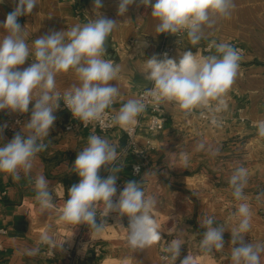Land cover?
Segmentation results:
<instances>
[{
  "label": "crops",
  "instance_id": "1",
  "mask_svg": "<svg viewBox=\"0 0 264 264\" xmlns=\"http://www.w3.org/2000/svg\"><path fill=\"white\" fill-rule=\"evenodd\" d=\"M18 0H4L0 4V23L14 10ZM95 0H39L30 15L21 16L19 23L29 33L27 43L49 33L66 31L75 25H83L102 16L117 21L109 34L104 59H112L121 71L110 83L117 86L119 95L112 104V112L130 99L138 100V92L150 84L146 79V60L156 54L159 34L158 21L151 16V8L133 4L123 15H117L118 0H102L103 7L94 8ZM234 7L228 17L217 16L212 27L204 26L201 40L193 45L185 33L171 58L179 61L185 51L191 50L196 59L221 56L216 48L209 55L201 54L202 43L214 41L238 42L246 50L234 81L222 97L225 105L210 101L209 105L185 112L173 102L162 101L156 114L162 120V128L149 130L150 112L140 125L135 138L136 150L128 146L124 129L115 127L104 134L90 129L65 132L69 114L59 108L56 120L44 143L45 151L37 154L29 174L20 173L19 181L0 173V264H163L159 248L173 239L182 242L181 253L192 252L194 264H233L231 231L241 219L238 208L247 203L251 211V227L245 233V241L264 245V143L256 136L259 128L249 126L264 122V0H233ZM4 30L0 28V39ZM174 44L175 41L168 40ZM29 60L21 68L27 67ZM56 91L78 86L80 81L74 70L58 73ZM32 104L29 105L31 109ZM219 109V110H217ZM9 113L0 112V120ZM152 114V113H151ZM205 117V118H204ZM243 117L247 124L238 122ZM30 118V111L27 120ZM207 118H222L224 125L209 124ZM24 121L14 132L5 128L2 141L7 143L24 127ZM98 135L116 146L118 159L114 166H123L117 173V193L128 181H136L145 197L155 198L150 210L161 230L162 239L144 248H133L128 241V217L118 213L104 214V205L98 207L102 230L81 234V226L61 221L59 216L68 199L67 190L79 182L71 171L78 152L87 146L90 135ZM150 140L152 149L145 145ZM203 144V148L200 145ZM139 151V152H138ZM142 164L138 177H132L130 168ZM109 165L108 167H112ZM247 172V184L243 189L245 199L237 200L229 183L237 168ZM43 175L52 193L51 207H44L36 199L35 177ZM101 177L109 172L102 167ZM213 218V226H223L225 246L211 252L201 247L206 228L202 221ZM51 237V243L44 237ZM77 242V243H76ZM74 248L72 258L64 249ZM38 247L36 256L26 254V249ZM264 264V254L261 256Z\"/></svg>",
  "mask_w": 264,
  "mask_h": 264
},
{
  "label": "clouds",
  "instance_id": "2",
  "mask_svg": "<svg viewBox=\"0 0 264 264\" xmlns=\"http://www.w3.org/2000/svg\"><path fill=\"white\" fill-rule=\"evenodd\" d=\"M4 0H0L3 4ZM39 0H18L13 11L0 23L4 30L0 39V112L25 114L30 111V118L23 129L16 132L7 143H0V173L12 176L19 181L20 173L26 175L33 167L37 154L48 147L44 143L49 137L62 101L74 119L85 126L94 121H101L105 110L110 108L119 95L117 86L110 82L121 71L119 64L112 59H104L106 41L115 28L117 21L102 16L83 25H75L66 31H50L27 43L28 32L18 21L21 16L30 15ZM133 4L151 8V16L158 21L156 32L175 35L186 30L193 45L203 36L204 26L212 27L215 17H228L234 7L233 0H118L117 15L123 16ZM103 7L102 0H95L94 8ZM216 50L221 56H208L202 61L196 59L191 50L185 51L179 61L163 59L156 55L146 60V79L153 82L151 94L157 101L173 102L181 110L191 112L196 108L218 101L225 105L223 96L230 89L239 68L241 59L237 50L226 43L217 44ZM32 56L33 61L24 68ZM74 70L79 78V85L64 91H56L55 77L58 73ZM32 104L31 109L29 105ZM145 105L140 100L130 99L124 103L112 122L125 127L135 121L144 111ZM219 110V109H217ZM7 125L0 126V141ZM259 134L264 136V123L259 126ZM203 148V144L200 145ZM118 159L116 146L98 135H90L87 146L78 152L71 171L79 177V182L68 190L59 216L61 221L76 225L86 224L97 232L102 224L97 223L98 205H104V214L118 213L127 216L129 223L128 241L133 248H144L162 239L161 230L150 210L156 201L145 197L139 183L132 180L125 184L118 199L116 196L117 173L123 166H114ZM113 165L112 167H108ZM104 167L109 172L101 177ZM134 171L138 172L136 167ZM233 196L237 200L245 199L243 189L247 184V172L237 168L229 181ZM36 199L44 207H51L52 193L49 182L43 175L35 177ZM241 217L238 226L231 231V243L236 245L231 250L233 264H261L264 245L245 241V233L251 227V211L247 203L238 208ZM209 217L202 221L206 228L201 247L211 252L225 246L223 226H213ZM44 240L51 243V237ZM182 242L173 239L167 248L175 262L181 255ZM29 256L39 253L38 247L25 250ZM191 258L185 257L180 264H190Z\"/></svg>",
  "mask_w": 264,
  "mask_h": 264
},
{
  "label": "built area",
  "instance_id": "3",
  "mask_svg": "<svg viewBox=\"0 0 264 264\" xmlns=\"http://www.w3.org/2000/svg\"><path fill=\"white\" fill-rule=\"evenodd\" d=\"M187 33L186 30H181L180 32L176 33L175 35L167 34V33H162L159 34V44L157 46L156 50V56L159 59H163V54L167 53L168 57L171 58L173 52L175 51V48L180 44L178 41L181 39V37ZM175 41L174 44H171L168 42L169 39ZM221 44L217 43L214 41H208L204 42L200 45L199 50L201 54L203 55H209L211 54L214 49L216 48L215 45ZM226 44L231 45L235 50L238 51L241 59L239 61V65L241 64L243 58L246 55V50L242 45H240L238 42L235 41H230L226 42ZM154 85L153 82L151 81L149 86H147L144 89L139 90L138 92V100H140L142 103L145 105V109L142 113L138 115V118L135 122V124L128 126L127 128L124 129V133L126 135V138L128 140V146L132 148L133 150H136V145H135V138L137 137V132L138 129L140 128L141 123L143 122V119L146 117L147 113L150 112V122H149V130L151 131H156L162 128V120L156 115L160 111V104L163 100L157 101L156 98L151 94V90L153 89ZM63 95V94H61ZM112 107V105H111ZM108 108L105 110V115L103 116L101 121H94L89 123L87 126H85L80 120L74 119L72 117L71 112L64 106L63 102H60V108L63 111H66L69 114V120L66 122L64 126V131L65 132H73L78 129H90L92 131H95L100 134L107 133L111 131L114 127L115 124L112 122V117L115 116L114 113L112 112V108ZM152 113V114H151ZM28 113L25 114H20V113H15L13 115H8L4 119L0 120V126L7 125L5 128L8 132H14L15 129L20 126L24 121L27 120ZM205 118V117H204ZM238 122L247 124L246 120L243 117L237 118ZM207 121L209 124L212 125H224L225 120L222 118H207ZM264 123V122H261ZM251 124L249 123V126L254 127V128H259L260 124ZM264 139V136H262ZM152 142L150 140L145 141V145L147 148L152 149ZM139 152V151H138ZM138 167L139 171L136 172L134 169ZM142 171V164L141 163H135L131 166L130 168V174L132 177H138L141 174ZM100 205V204H99ZM98 205V207H99ZM97 223L102 224L101 222V217L97 212ZM94 229L91 228L90 226H87L86 224H83L81 226V234H90ZM5 231L0 229V233H4ZM77 243V242H76ZM75 247H71L68 244L64 245V249L66 252L69 254L67 255L68 259L72 258V253L74 252ZM168 244L163 243L161 247L159 248V258L162 261L163 264H180V261L184 259L185 257L189 256L191 258L190 264H194L193 261L195 259L192 258V252L190 250H186L185 254L180 255V257L177 259V261H173L171 259V253L167 251Z\"/></svg>",
  "mask_w": 264,
  "mask_h": 264
},
{
  "label": "rangeland",
  "instance_id": "4",
  "mask_svg": "<svg viewBox=\"0 0 264 264\" xmlns=\"http://www.w3.org/2000/svg\"><path fill=\"white\" fill-rule=\"evenodd\" d=\"M256 138H257V140H258V141H261V142H263V143H264V139H263V137L256 136Z\"/></svg>",
  "mask_w": 264,
  "mask_h": 264
},
{
  "label": "water",
  "instance_id": "5",
  "mask_svg": "<svg viewBox=\"0 0 264 264\" xmlns=\"http://www.w3.org/2000/svg\"><path fill=\"white\" fill-rule=\"evenodd\" d=\"M108 39H109V37L107 38V41H106V45H105L106 48H107V44H108Z\"/></svg>",
  "mask_w": 264,
  "mask_h": 264
}]
</instances>
